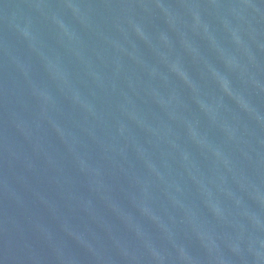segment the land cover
I'll return each instance as SVG.
<instances>
[{
    "label": "water",
    "instance_id": "water-1",
    "mask_svg": "<svg viewBox=\"0 0 264 264\" xmlns=\"http://www.w3.org/2000/svg\"><path fill=\"white\" fill-rule=\"evenodd\" d=\"M0 264H264V0H0Z\"/></svg>",
    "mask_w": 264,
    "mask_h": 264
}]
</instances>
